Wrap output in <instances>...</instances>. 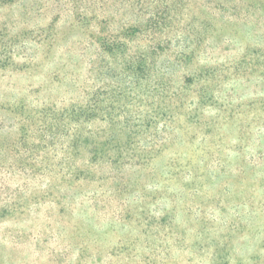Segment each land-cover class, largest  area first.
Here are the masks:
<instances>
[{
  "label": "rangeland",
  "instance_id": "obj_1",
  "mask_svg": "<svg viewBox=\"0 0 264 264\" xmlns=\"http://www.w3.org/2000/svg\"><path fill=\"white\" fill-rule=\"evenodd\" d=\"M263 2L0 5V264H264ZM83 8L93 20L90 28L83 26ZM142 22V31L131 29ZM94 35L126 47L103 53ZM137 52L149 55L160 75L135 79L127 68ZM94 93L99 136L112 134L114 143H132L130 154L156 158L150 168L127 170L138 192L151 172L162 174L170 159L179 158L176 187L188 194L185 186L195 183L196 213L187 216L190 202L181 200L175 223L159 230L151 223L161 217L147 220V212L165 195L161 186L152 194L140 191L137 200L135 194L110 196L98 182L68 185L61 175L53 180V196L38 198L46 185L39 173L67 172L66 158L82 168L88 162L83 149H68L66 130L72 110ZM185 95L195 99L192 109L183 106ZM169 109L176 115L174 130L165 124ZM43 110H50L46 117ZM210 158L208 177L186 180L190 168L202 174ZM219 160L229 173L213 181ZM253 161L260 162L256 168ZM165 197L162 209L172 210L173 195ZM20 203L25 207L17 212L4 210Z\"/></svg>",
  "mask_w": 264,
  "mask_h": 264
},
{
  "label": "trees",
  "instance_id": "obj_2",
  "mask_svg": "<svg viewBox=\"0 0 264 264\" xmlns=\"http://www.w3.org/2000/svg\"><path fill=\"white\" fill-rule=\"evenodd\" d=\"M16 0H0V5H6L9 3H14ZM264 4V2H263ZM92 19H89L88 10L83 8V26L90 28L92 24ZM143 22L139 23L138 28H131L134 29L137 33L142 31ZM150 26L147 27V29ZM89 30V29H88ZM87 30V31H88ZM92 33V32H91ZM96 39V44H98V49L103 53H114L116 50H122L126 46L123 43L118 42V40L114 37H107V36H100V35H94ZM135 57L129 62V69L130 71L134 72L136 75V78L138 80V75L143 74L145 78L153 77L155 75H160L156 69V62L154 60H149V55H144L143 52H137L135 53ZM188 82L190 84L194 83V78H188ZM202 92V90H201ZM203 97L206 98V89L202 93ZM189 96H184L182 99L183 106L186 105L188 102ZM193 98L190 102H188V106L190 109H192L195 101ZM8 106V104H7ZM5 107V106H4ZM13 111V110H12ZM50 110H43L41 113L44 117L48 115ZM100 113L99 108V99L97 97V94L94 93L93 96L88 100H83V106H78L74 108L71 112V122L67 128L66 137H67V143L69 145L68 149L74 150V149H83V152L87 154L88 156V162L84 165L83 168L81 166H76L74 162H71L72 158H66V165L69 166V169L67 172L63 173V170H59L57 172L53 170H48L43 173H39L38 176H40V179H43V181L46 183L45 185V191L42 192V189L40 190L41 194L38 196L39 199H42L43 201H46L48 198H51L53 196L52 194V183L53 180L56 178L58 179L59 175L63 177L64 182H67L68 185H71L69 183H77L81 180L83 181H89V182H98L101 184V187H107V192L111 194L110 196L115 197H124L131 194H135V199L142 200V196L140 194L143 193V191L146 190V192L153 193L155 190H157L160 186L165 191V195H161L158 200H160L159 205L155 208H149L147 212V220L151 219L153 217L159 218V222H156L157 224L151 223L152 226H155L157 228H164L168 224L173 225L176 221L177 215L180 214L182 203L183 202H190L189 204H186L187 216H191L193 213H196L194 211L193 204V197L198 196L200 193L199 190L194 187L195 183L192 182L190 186L186 185L184 189L188 191V194H185L184 190H178L176 187V183L178 182L179 178H176V172L179 175V172L177 169L181 168L182 163L180 162L179 158L170 159L168 164L165 166L164 172L162 174H153L151 172V175L147 176V182L148 185L146 188L139 190L138 192V184L133 183L132 177L129 176L128 178V172H130L131 169L138 168L140 170L145 168H150V165H152L153 162H155L156 158L151 156H141L136 154H130V150L132 149V143H126L121 145L120 143H114L113 136L110 134L108 138L99 136L98 132L94 129L93 125L95 121L98 120ZM165 124L166 128L169 130H174V122L176 121V115L173 110H168L165 114ZM171 124V125H170ZM170 132V131H169ZM169 132H167L169 134ZM171 141V138L169 135H167L165 140V145H168V143ZM141 148H148L147 145L141 147ZM136 149V148H135ZM78 150V151H79ZM114 151V155L110 153ZM127 151L128 153L124 155V152ZM192 158L188 159L187 165L185 167H188L190 164H192ZM60 161V160H59ZM205 161V160H202ZM213 160L210 158V160L207 161V164L204 168V171L202 174H197L196 170L195 172H192V169L190 168L186 173V180L188 178H200V177H208V165L209 162L211 163ZM42 163V162H41ZM219 165L217 174L213 178L214 180H217L218 178H221L229 173V171L224 172L221 169H225L227 166V163L225 160H219ZM260 162H254L251 164L253 168H256L255 165H259ZM106 166L107 171L101 174H97L96 170L95 172H92L90 169V166ZM240 166V165H239ZM250 166V165H249ZM242 169H244V166H240ZM248 167V166H247ZM182 170V169H181ZM177 175V176H178ZM212 176V174H211ZM210 177V175H209ZM135 182V181H134ZM163 185V186H162ZM138 189H137V188ZM138 192V193H137ZM22 193H27L26 191H23ZM173 195V199L170 201L171 204H174V207L172 210L168 209H162V206L167 207L168 204V198L165 196ZM93 196L99 197L100 192L95 191L93 193ZM208 196V195H206ZM187 197V198H186ZM64 199V198H62ZM144 199V198H143ZM51 201V199H49ZM38 201V200H35ZM155 197L151 201V203H156ZM23 206L21 203L19 204L18 208H11V206H5L4 210H6L8 213H12V211L17 212L19 209H21ZM185 208V207H184ZM168 210V211H167ZM25 212L24 209L22 211ZM193 212V213H192ZM14 213V212H13ZM201 213V212H199ZM170 215L173 217L170 218ZM130 243V242H129ZM132 245V244H131ZM136 246V245H135Z\"/></svg>",
  "mask_w": 264,
  "mask_h": 264
}]
</instances>
